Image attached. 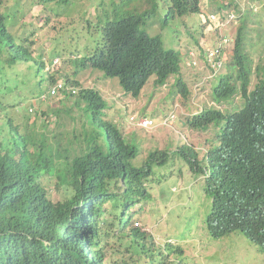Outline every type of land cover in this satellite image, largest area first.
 <instances>
[{
    "label": "trees",
    "instance_id": "16d2710c",
    "mask_svg": "<svg viewBox=\"0 0 264 264\" xmlns=\"http://www.w3.org/2000/svg\"><path fill=\"white\" fill-rule=\"evenodd\" d=\"M133 1L130 12L128 0L116 4L127 5V13L102 22L101 45L76 66L117 77L123 91L134 97L151 77L155 85L162 86L174 75L175 91L189 106L194 90L180 76L181 64L189 51L198 49L199 60L212 71L203 43L196 38L193 47L181 54L164 47L161 36L150 35L144 27L160 9H165L160 18L165 27L177 18L182 23L194 14L200 17L202 7L209 9L211 4L210 12L221 17L231 10L243 12L237 24H228V30L235 29L234 34L214 29L218 40L229 39L232 51L225 50L232 57L227 69L234 65L235 74L225 71L208 75L213 78L214 102L239 95L241 106L223 112L204 105L186 118L192 128L218 127L201 159L198 151L183 143L175 149L151 150L138 161L137 140L132 136L126 140L121 126L104 118L107 104L94 89L82 90L72 103L74 108L65 103L52 110L54 123L61 128L60 120L66 116L78 123V129H70L73 133L66 145L55 138L67 132H55L53 143L47 134L35 137L32 128L8 114L0 137V264H185L180 261V246L166 243L161 248L151 235L131 225L130 206L150 199L145 182L151 181L154 165H165L170 156L185 161L190 171L204 180L212 204L206 216L209 236L217 239L238 231L264 251V54L252 67L251 55L244 48L249 24H263L264 6L257 11L253 4L242 5V0H204L203 5L202 0H139V5H132ZM2 3L0 0V6ZM2 19L0 14V22ZM4 33L2 25L0 34ZM21 46L5 47L25 53L3 55L6 64L0 61L1 68L13 65L18 58L28 62L31 55ZM186 66L195 68L196 64ZM253 69L257 82L249 90ZM51 176L66 189L62 201L53 202L47 196L45 180ZM116 229H120L119 234L114 235ZM112 238L117 247L112 245Z\"/></svg>",
    "mask_w": 264,
    "mask_h": 264
},
{
    "label": "rangeland",
    "instance_id": "374dc122",
    "mask_svg": "<svg viewBox=\"0 0 264 264\" xmlns=\"http://www.w3.org/2000/svg\"><path fill=\"white\" fill-rule=\"evenodd\" d=\"M121 1L3 0L0 6V14L3 17L0 30L4 25L6 33L0 34V44L3 48L0 56L19 54L20 51L25 53L22 50L14 52L5 49L9 44L13 47L18 44L23 45L31 57H27L28 62L18 58L13 65L4 69L0 67V120L4 114L1 105L3 104L4 109L7 108L16 121L32 128L34 136L40 137V133H44L48 135L49 141L54 143L55 139H62L61 144L66 145L67 137L73 133L70 129H78V123L65 115L66 117L60 120L62 128L55 125V115L51 112L55 106H59V102L53 101L50 104L49 100L39 99L41 93L46 91L51 75L53 78L64 75L74 79V82L77 81L78 86L93 87L101 92L107 101V117L121 126L126 140L131 136L137 140L140 146L138 161L144 159L151 150L175 149L183 143L198 151L201 159L212 144L218 127L211 125L207 130L192 128L185 122L186 118H190L192 113L204 105L230 112L241 106L242 100L236 95L230 100L214 102L211 94L213 78H209L211 71L197 56L200 50L196 49L194 55L189 53L193 51H189L186 57L188 62L182 61L181 64L180 76L196 92H193L189 106L183 103V99L175 91L174 75L162 86L155 85L154 78L151 77L138 96L134 97L123 91L117 77L106 76L97 69L76 66L101 45L102 22L130 12V0L127 12V5L116 7ZM252 1L251 3V0H245V4H253L257 11L263 10L264 0ZM133 2L132 5L140 4L139 0ZM202 9L201 18L199 14H194L183 19L182 23L177 18L165 27L160 23L162 11L165 9H160L159 15L149 18L144 29L150 35H160L164 47L174 48L181 54L193 47L196 38L208 47L218 45L214 26L222 28V33H235V29L228 30V24L222 25L223 23L217 20L209 23L206 20L207 14L213 10L211 4L209 9L206 6ZM261 21L262 25L257 26L254 22L249 24L247 29L244 48L251 55L252 67L257 65L264 54V14ZM191 34L194 36L191 37ZM228 54L226 52L221 56L220 65L224 64L217 73L230 71L235 74L234 65L230 64L227 69L232 57L231 53ZM15 57L17 58V55ZM55 58L58 59L57 64H53ZM0 61L3 62L1 57ZM187 64L197 65L192 68L186 66ZM256 82V72L253 69L249 90L254 88ZM13 100H17L16 106L23 107L18 113L25 112L24 114H16L10 109L9 103ZM29 105L34 107L33 111L28 113L26 109ZM35 111H38V114H34ZM134 113L146 114L156 120L173 113L175 118L172 125L158 124L151 129H145L127 122L128 117ZM34 120L36 125L33 124ZM58 131L67 133L54 139V133ZM45 187L48 197L54 202L62 201L66 195L64 187L58 184L55 176L45 180ZM145 187L151 192L150 199H143L141 204L134 203L130 206V212H133V221L130 224L151 235L155 244L161 248L166 243L180 246L183 250L181 263L264 264V251L242 233L235 231L217 239L209 236L206 216L211 209V198L205 191L203 178L190 171L185 161L170 156L165 165H154L152 179L145 182ZM122 227L123 224L120 229ZM120 229L114 230L113 234H119ZM112 241V245L117 247L116 240L112 238Z\"/></svg>",
    "mask_w": 264,
    "mask_h": 264
},
{
    "label": "clouds",
    "instance_id": "9594fccd",
    "mask_svg": "<svg viewBox=\"0 0 264 264\" xmlns=\"http://www.w3.org/2000/svg\"><path fill=\"white\" fill-rule=\"evenodd\" d=\"M243 1V3L245 4V0H242ZM246 7V6H245ZM243 13V12H242ZM241 13V14H242ZM239 19V17H237V19H236V21L234 22V23H236L237 24V20ZM213 29H218V28H215V27H213ZM220 29H222V28H220ZM222 33V32H221ZM223 39V38H222ZM227 41L225 42V43H223L222 42V40H219V44H220V42H221V44H222V49L224 48V51H222L221 52V56L222 55H224V53H226L227 51L225 50L226 48H228V49H230V47H229V45H228V42H229V39L228 38H225ZM230 42H232V40L230 41ZM218 44V45H219ZM204 45V44H203ZM218 45H214V46H211V47H216V46H218ZM16 46H19L18 44H16ZM21 47H23L24 49H26L23 45L21 46ZM204 47H205V45H204ZM26 51H27V49H26ZM193 51V50H192ZM230 51H232L231 49H230ZM28 52V51H27ZM29 53V52H28ZM193 53L194 54H196L194 51H193ZM228 54V53H227ZM229 55V54H228ZM2 56L3 55H1L0 57L2 58ZM198 56V55H197ZM3 59V62H2V65H5L6 63H5V57L4 58H2ZM54 63L53 64H57L58 63V59L57 58H55L54 60ZM52 61V62H53ZM186 62H188L187 60H186ZM192 62V61H191ZM224 63H222V65H223ZM194 65V64H193ZM197 65V64H196ZM221 65V66H222ZM204 67V66H203ZM89 68H91V67H89ZM207 68V67H206ZM221 68V67H220ZM91 69H93V68H91ZM208 69V68H207ZM210 70V69H209ZM218 71V70H217ZM217 71L216 72H214V73H217ZM210 72V71H209ZM211 72H213V69H212V71ZM211 72H210V74H211ZM220 73H223V72H220ZM57 76V75H56ZM58 76H60V77H58ZM57 77H55V78H53V76L51 75V78L49 79V84L47 85V89H46V91H44L43 92V94L41 93V95H40V101H46V100H49V102H50V104H52L53 103V101H58L59 102V106L58 107H62V105H64L65 106V103H66V105H67V107L68 108H71L72 106H73V102H74V100H76L77 99V97L79 96V94H80V92L82 91V90H84V89H94L93 87H83V86H78L77 85V82H74V79H72L71 77H70V79L69 80H67L65 77L66 76H64V75H58ZM2 77H0V80H2L1 79ZM53 78V79H52ZM71 79H72V81H71ZM58 84H61V87L55 92V93H52L51 92V90L53 89V87H55L56 85H58ZM94 90H97V89H94ZM98 91V90H97ZM99 92V94L101 95V97L104 99V97L102 96V94H101V92L100 91H98ZM104 101L106 102V104H107V101L104 99ZM18 102H17V100H14V101H11L10 103H9V106H10V109L11 110H13V112L14 113H16V114H24V113H18V111H21V110H23V107H21L20 105H18V106H16V104H17ZM69 103L71 104V105H69ZM33 105H29L28 107H27V109H26V111L29 113V112H32L33 111ZM54 107V106H53ZM57 106H55L54 107V109H56V108H58ZM106 107H107V105H106ZM106 107H105V109H104V118L105 119H107V120H109V121H112V122H114L113 120H110L108 117H107V114L105 113L106 112ZM3 108V110H4V114L2 115V117H1V120H0V137H2V135H3V133H2V131H1V125H2V123H3V120H4V117L5 116H9L8 114H10L9 113V111H8V109L6 108V109H4V107H2ZM64 108V107H63ZM73 108H74V106H73ZM36 110V109H35ZM34 114H38V111H35L34 112ZM170 114H173V113H169V114H167V115H165V116H163L162 117V119L159 121V122H155V120L152 118V117H150V116H148V115H144V114H138V113H134V114H132V115H130L129 117H128V119H127V122H129L130 124H132V125H134V126H136L137 128H143V127H139V126H137L132 120H131V116H133V115H136V116H146V117H149V118H151L152 120H153V122H154V125L152 126V127H156L158 124H163V125H167V124H164V123H162V121H163V119L164 118H166L167 116H169ZM41 117H42V115H40ZM36 118V117H35ZM12 123H13V125H17V123H16V121L12 118ZM115 123V122H114ZM173 124V123H172ZM171 124V125H172ZM152 127H149V128H145V129H151ZM21 130V129H20ZM20 143V142H19ZM29 151H33L32 150V148H30V150ZM51 177H53V176H51ZM57 182H58V180H57ZM59 184V183H58ZM60 185V184H59ZM61 187H64V186H62V185H60ZM64 189H65V187H64ZM66 190V189H65ZM47 191V190H46ZM66 192V191H65ZM47 196H48V192H47ZM66 196V195H65ZM53 201V200H52ZM54 202V201H53ZM57 202V201H56Z\"/></svg>",
    "mask_w": 264,
    "mask_h": 264
},
{
    "label": "built area",
    "instance_id": "2783aa9c",
    "mask_svg": "<svg viewBox=\"0 0 264 264\" xmlns=\"http://www.w3.org/2000/svg\"><path fill=\"white\" fill-rule=\"evenodd\" d=\"M243 4L244 3H242V5ZM240 14L241 13H237L236 11L231 10L230 12H228L226 14L225 17H221L220 14L210 12L207 14L206 18H207V21L209 23L214 22V20H217V21L222 22L223 23L222 25H224V24H229L232 21L235 22L237 17ZM215 28H219V27H215ZM226 41L227 40L225 38L222 39L223 43H225ZM221 52H222V44H219L216 47H208V46L204 47V53L206 55L207 61L210 63L211 68L213 69V72H216L218 69H220V67L222 65V64L220 65ZM189 53L194 55V53H191V52H189ZM60 87H61V84L56 85L55 87H53L51 92L55 93ZM130 118L139 127L149 128V127H152L154 125L153 120L149 117H146V116L133 115ZM174 118H175L174 115L170 114L169 116H167L166 118L163 119L162 123L167 124V125H171L174 121Z\"/></svg>",
    "mask_w": 264,
    "mask_h": 264
}]
</instances>
